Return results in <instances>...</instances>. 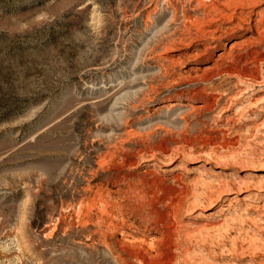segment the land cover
<instances>
[{"label":"rangeland","instance_id":"374dc122","mask_svg":"<svg viewBox=\"0 0 264 264\" xmlns=\"http://www.w3.org/2000/svg\"><path fill=\"white\" fill-rule=\"evenodd\" d=\"M262 9L0 0V264H264Z\"/></svg>","mask_w":264,"mask_h":264},{"label":"bare ground","instance_id":"6f19581e","mask_svg":"<svg viewBox=\"0 0 264 264\" xmlns=\"http://www.w3.org/2000/svg\"><path fill=\"white\" fill-rule=\"evenodd\" d=\"M193 1V0H192ZM246 1H250V0H246ZM198 3V2H197ZM239 4V3H238ZM217 5V4H216ZM219 6V4H218ZM209 9V8H208ZM210 10V9H209ZM217 8L215 6L211 7V12H214V13H217ZM208 12V11H207ZM262 13L260 14V18L261 20L264 19L263 16H264V9H262L261 11ZM203 13V12H202ZM214 15V14H213ZM241 13H236V11H233L229 16H228V20L223 22V25H225V31H224V34L225 32H228L230 31V34L231 35H236L237 33L239 32H243V31H247V30H250V31H253L259 38L261 37H264V24H257L256 27H249V17H246L245 18H241L240 17ZM243 15V14H242ZM195 17V16H194ZM210 17L207 15V13L205 14H200V17H198L196 19V22L200 24V27H201V24L202 23H208L210 25L212 24H217V23H221V17H219L217 14H215V17L217 18H213L212 19H209L207 20V18ZM175 19V14L173 16V20ZM207 20V21H206ZM235 20H239L240 23H236ZM188 21V20H187ZM195 22V23H196ZM186 23V22H185ZM187 24V23H186ZM198 24V25H199ZM206 25V24H204ZM203 26V25H202ZM217 27V26H216ZM222 27V26H221ZM247 27V28H246ZM218 31L217 29H213L212 31H208V32H204L203 29H199V38L197 39V42H202V44L205 46V45H210L209 47H205V53L208 54L209 51L213 50V46L212 45H217L216 43H218L221 38H220V35H217ZM203 34V35H202ZM205 34V35H204ZM260 38V39H261ZM260 40L258 39V42ZM256 44V43H255ZM166 49V48H165ZM169 50V49H168ZM257 55L254 57V60L255 62H261L262 60H264V55H262L261 53L258 55V53H256ZM264 54V53H263ZM223 55L222 54H219L217 56V59L215 62H218L222 59ZM217 69V68H216Z\"/></svg>","mask_w":264,"mask_h":264}]
</instances>
